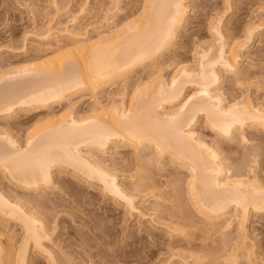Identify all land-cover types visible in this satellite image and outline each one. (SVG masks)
Returning <instances> with one entry per match:
<instances>
[{
    "label": "bare ground",
    "instance_id": "bare-ground-1",
    "mask_svg": "<svg viewBox=\"0 0 264 264\" xmlns=\"http://www.w3.org/2000/svg\"><path fill=\"white\" fill-rule=\"evenodd\" d=\"M60 1L50 0L55 12L45 14L50 18L41 26L32 8L33 28L24 32L21 45L0 48V119L21 116L45 121L28 131L23 142L0 127V172L26 194L0 188V264H93L87 256L76 261L57 248L54 233L58 226L55 221L51 226L43 217L45 211L60 204L53 205L55 199L49 202L46 197L55 194L51 189L63 170L99 185L106 196L121 202L128 211L144 214L137 205L139 194L126 188L115 169L98 157L97 153L106 154L118 145L137 151L152 148L160 158L170 157L185 169L193 210L209 226L224 220L221 227L235 225L238 230L237 246L225 253L221 264H239L240 256L252 264L254 246L248 244L247 225L253 214L264 213V178L255 172L252 176L241 170L231 173L224 153L233 142L249 141L247 130L264 131V101L255 102L245 93L255 82L251 73L240 70L254 37L264 29V8L261 16L249 21L242 34L230 41L223 32L224 12L216 14L210 20L212 41L196 45L194 63L179 62L167 79L156 64L172 50L184 27L192 9L189 0H142L140 13L125 20L120 16L125 14L123 0H110L102 21L92 19L85 25L86 16H95L91 14L92 0H84L75 13L69 3L61 6ZM69 12L73 14L60 18ZM117 16L122 19L118 23ZM5 50L31 62L2 66ZM147 65V80H140L130 94L127 92V102L125 80ZM227 75L234 77L231 86L244 90L228 102L222 91ZM116 88L124 91L120 89L119 99L103 103V92ZM88 101L91 109L85 116L79 115L76 111ZM55 106L62 107L60 112L52 111ZM200 120L221 139L220 145L200 136L196 131ZM253 151L257 166V158L264 157V142ZM109 156L113 159L114 153ZM148 157L136 159L143 170L141 161L148 162ZM141 182L135 191L154 195V186ZM33 194L43 198L29 197ZM158 222L170 234H187L179 221ZM93 228L106 241L111 236L107 222ZM81 236L87 244L100 247L93 237ZM99 252L104 258L110 256L103 247ZM171 256H182L183 264H191L189 258L200 259L194 252Z\"/></svg>",
    "mask_w": 264,
    "mask_h": 264
},
{
    "label": "rangeland",
    "instance_id": "rangeland-1",
    "mask_svg": "<svg viewBox=\"0 0 264 264\" xmlns=\"http://www.w3.org/2000/svg\"><path fill=\"white\" fill-rule=\"evenodd\" d=\"M83 1L65 0L62 2L61 0L60 2L61 6L62 3L63 6H66L64 3H69L71 5L70 11L72 10L75 13L78 12ZM111 1L92 0L91 7L93 6L94 13L91 14H95V16L91 19H89L90 16H86L82 21L83 25L92 21V19H97L100 22L104 15L103 11L107 8L106 5L109 7ZM140 1L142 2V0L122 1V7L126 14V17L125 14L120 15L122 19L124 17L123 20L128 16H135L140 13V5H142ZM189 2L192 8L191 12L184 27L181 28L172 50L165 52L156 64L161 68L162 74L167 79L171 78L170 76H172L179 62L184 60L183 62L194 63V48H196V45H205L212 41L213 37L209 28L210 20L215 19L216 14L224 12L223 32L227 40L230 41L242 34L245 25L249 21L261 16L263 13L261 8H264V0H230L229 4L227 0H189ZM49 3L50 0H0V48L5 49L10 45H21L20 42H22L24 32L33 28L35 20L33 9L34 12L36 11L37 15L35 16L38 17V20L36 19L38 24L45 23V20L50 18L48 16L55 12ZM48 12L50 15L45 17ZM69 14L73 13L63 14L60 18L65 19ZM120 16L116 17V20H118L116 23L120 21ZM108 27L109 25H106L105 28ZM11 31L14 33H11ZM4 52L1 57L3 58L1 60L2 66L9 65V63L10 65H18L26 61L31 62L30 58L15 54L11 55L6 50ZM149 70V65L140 67L135 73L127 77L125 80L128 83L127 102L129 101L130 91L135 84L140 80H147L150 74ZM240 70L241 73L244 71L251 73L252 80L255 82V84L244 89L246 90L245 93H249L255 102L264 101V29L258 32V37H254L249 49L246 51L245 59L240 64ZM233 78L230 75L225 76V84L222 87L227 102L244 91L239 90L236 85H230V83L235 84ZM257 83L260 85L259 87L256 86ZM120 89L105 90L101 97L102 102L107 104L110 99H119V93L124 92ZM61 109V106H55L52 111L60 112ZM90 109L91 102L88 101L83 108L78 109L79 112H76L83 116ZM20 118L21 116L15 118L17 120L7 119V121L5 118H1L0 127L3 126L10 130L22 142L25 140L28 131H34L38 126L45 123L40 117L33 120H25L26 118H21L23 119L21 120ZM196 131L207 141H215L217 145L221 144V139L203 120H200L196 126ZM246 134L249 141L233 142V147L224 153L227 159L225 165L228 166L231 173L241 170V172L252 176L255 172L261 178H264V157L259 156L257 158L260 163L256 166L253 162V159L257 157H255L256 152L255 155L252 153L255 146L257 148L258 143L262 144L264 142V131L247 130ZM118 146L115 150L109 149L106 154L97 153L98 157L115 169L119 174L118 176H120L121 183L127 186H125L126 188L131 192H135V194H139L137 205L144 214L139 215L128 211L121 202H115L114 199L106 196L99 185H91L86 180L75 176L73 172L63 170L59 172L60 181L56 180L55 187L51 189L52 193L55 192L56 195L53 194L52 196L50 194L51 196L46 197L49 202L55 199L52 201L53 205L54 202H56V205H58L57 202L60 204L58 206L54 205V208L48 209L50 210L48 213L45 211V214H42L48 224L54 226L53 222L55 221L58 226L54 233V241L57 242H55L56 247L61 248L64 252H69L68 254H71L76 261L83 260L87 256L86 258L93 260V264H183L182 256H171V254L177 252L186 254L194 252L199 255V260L189 258L191 264H210L212 260H215L217 264H221L225 253L237 246L238 230L235 228L236 226L221 227L224 220L218 221V225L214 227L207 225V222L193 210V206L188 201V172L179 167V164L170 157L160 158L152 148L137 151L127 145ZM112 152L114 157L110 159L109 155ZM143 156H149L148 158H150L148 162L141 161V164L144 165L141 167L144 170L140 168V164L136 161L137 158H143ZM5 177L0 172V188L2 187L4 191L13 192L15 190V193L22 192L21 194H25L20 188H15L13 182ZM143 177H146V179L143 180ZM140 180L154 186V195L142 196L145 193L135 191L136 186L141 182ZM36 195L33 194L29 197H42L41 194L40 196L37 195L38 197ZM46 198L44 199L47 201ZM155 216L157 217L155 218ZM170 218L185 226L187 234H170L158 222ZM100 222H107L111 226V236L106 237L107 241L100 237L93 228L95 224L97 225ZM11 226L9 224V227ZM13 229L18 230V227L13 226ZM247 229L249 233L248 244L254 246V256L250 258L252 264H264V213L253 214ZM82 234L93 237L100 247L105 248L110 253L111 257L104 258L99 252L100 247L87 244L84 237L81 236ZM94 240L92 242L95 243ZM61 249H58V251H61ZM240 251L241 249L236 252ZM246 262V258L240 256L239 264H246Z\"/></svg>",
    "mask_w": 264,
    "mask_h": 264
}]
</instances>
